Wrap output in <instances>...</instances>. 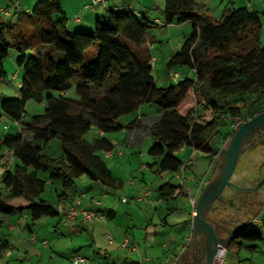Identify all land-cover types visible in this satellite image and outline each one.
<instances>
[{
	"label": "trees",
	"instance_id": "1",
	"mask_svg": "<svg viewBox=\"0 0 264 264\" xmlns=\"http://www.w3.org/2000/svg\"><path fill=\"white\" fill-rule=\"evenodd\" d=\"M161 12L163 26H192L167 60L165 72L186 68L194 77L166 87L155 85L145 47L147 32L159 25L127 7L107 8L89 31L78 24L68 29L60 0L39 1L29 11L14 10L11 19L0 22V84L10 50L19 56L17 66H24L16 96L0 94L1 113L18 125L14 134L0 140V159L5 150L18 161L1 177L0 216L26 215L33 224L57 217L56 207L40 195L49 185L66 192L82 175L114 187L98 155L111 145L103 138L88 143L83 137L91 128L111 134L139 127L140 119L128 125L119 119L143 105L155 106L158 113L150 125L152 144L147 150L153 159L148 167L157 175L186 168L176 155L182 147L212 155L213 139L227 140L220 133L221 120H247L264 111V13L228 8L214 19L196 0H164ZM71 89L73 97L66 95ZM30 100L43 103L44 109L25 119ZM53 139L60 143L59 155L49 148ZM185 195L181 183L166 182L155 197L171 214L180 210L176 201ZM261 240L259 229L242 230L226 251L234 243ZM9 248L8 241H0V256Z\"/></svg>",
	"mask_w": 264,
	"mask_h": 264
},
{
	"label": "rangeland",
	"instance_id": "2",
	"mask_svg": "<svg viewBox=\"0 0 264 264\" xmlns=\"http://www.w3.org/2000/svg\"><path fill=\"white\" fill-rule=\"evenodd\" d=\"M39 1L41 2L44 0ZM144 1L151 4L147 9L148 14H152L153 17H161L160 11L157 9L158 7L156 8V6H159L160 3L164 4V0ZM217 1L219 2V0H215V2H213L208 9L210 16H212L214 19L220 18L222 14V11H219L218 9ZM34 5L35 3H32V5H30V9ZM5 6L6 0H2L1 7L5 8ZM137 7L138 10L140 12L142 11V14H144L142 7L139 5H137ZM67 10L71 9L69 7L68 9H64V12L68 15L69 11ZM96 12L99 13V10L97 9ZM140 12L139 16H143ZM96 15L97 14H92L89 8L82 9L78 13V17L80 19L84 18L85 25L91 24V27H82L83 30L89 31L94 29V17ZM147 16L150 17V15ZM1 17L2 16L0 14V20L3 19H1ZM261 19L264 22V19ZM181 26L182 25L168 26L162 29L161 32H159L160 30L158 29L147 32L148 40L150 35L155 37L149 49L150 54L154 56L152 58L156 60V63L151 70V75L154 78L155 85L157 87H166L169 84L177 83L186 77H194V73L192 74L191 70L186 68H180L176 71V79H172L169 75H167V73H165V62L168 59L167 56L178 50V44L183 41L184 34L188 35L191 33L189 24H186L185 26L187 27V31H184ZM260 42L264 46V28H262L260 32ZM18 57L19 56L15 51L10 50L8 57L4 62L6 76L2 84H0V94L5 95L8 98L14 97L15 93L17 92V81H21L23 74L24 66L18 67L16 64ZM15 73L17 75V79L14 78ZM48 94L53 96L58 95L54 92H49ZM66 95L73 97V90L71 89L67 91ZM43 109V103H37L34 100L28 101L25 106V119H28L33 115L41 114ZM140 109L142 114L145 113L152 116L156 114L155 106L152 105H143L140 107ZM134 115L135 114L121 117L119 122L124 124L126 121L134 117ZM205 118L208 119L207 114H205ZM242 120L244 119H241L240 121ZM229 126V122H226V120H221L220 133L223 134L229 129ZM17 128L18 125L5 118L0 111V140L3 139V137H5L7 134H14ZM125 133L126 130H121L116 133L107 134L106 137L109 139H118L119 146H115L114 150L111 152L113 157L110 159H108L107 153L101 152L100 155L102 156V159L106 165L111 168V171H113L116 176L122 180L126 190L123 192V190L106 188L102 184L96 183L94 184L97 186L94 185L93 187H90L91 183L89 181H87V185L82 184L79 181H75L74 186L70 189L75 194L79 193L80 195H78V197L81 195L85 196L86 194L88 200L90 198L101 200L103 206L105 207H111V202L113 201V198H116L117 192V199L121 196L127 201V203L125 202L121 204L120 209L118 210L117 220L126 222L128 218H131L132 221L137 222L139 219V217H137V211L140 209V207H143V203L137 204L135 199L139 196L143 197V192L137 190L134 193V188L128 186L127 182H134L135 187L138 188L142 185H145L146 188L151 191V199H153V196L160 185L166 182H170L173 185H178L180 184V178L175 174L168 173L157 175L155 173V169L152 170L147 167L153 163V159L147 154V150L152 144L151 137L143 146L140 145L136 147H130L124 143ZM97 135V130L95 128H91L83 138L84 140L91 142L97 137ZM218 138L220 137L214 138L213 141L218 142ZM222 141L223 140L221 139L219 144H221ZM49 148L57 155H59L61 152L60 143L57 139H53L49 142ZM118 152L121 154L123 153V155L116 156ZM1 154L3 156L0 159V193L3 192V189L1 188L2 175L6 170L11 171L15 165H18V161L12 157L10 152L4 150L1 151ZM177 157L183 163L190 160V164L186 166L185 172L182 170L179 172V175L182 177L183 183L186 185V187H191L194 183V180L200 179L208 171L209 160L211 158L209 155L199 151L191 150L189 147H185L183 150L177 152ZM141 167L144 169H141ZM131 176H134V178L132 179ZM105 190L112 193L113 196L108 194L107 197H104L102 192ZM52 191L53 188L47 187L45 192L40 195V199L47 201L57 208L58 206L55 202V197ZM148 200L149 198L146 199V202ZM176 205L181 210L188 208V203L184 197H179L176 201ZM162 207L163 206H161V208ZM129 208H133V210L135 209L134 213H129ZM178 213L179 212H176L174 215L176 216ZM124 214L128 215L125 216ZM0 219H9L17 227L16 231H13L12 237L8 238V242L11 246L12 256L10 258L6 255L4 257H0V264H71L69 258L74 254H79L78 256L86 258L87 262H90V264L97 262L102 264V261L97 255L98 248L103 249V247L106 246L107 240L105 239V235L111 234L110 227H112V224L108 221H106L107 226H105V222L103 223L104 220L101 221V223L96 221L92 225L81 223L78 226L70 227L63 224V222L60 220V214L59 216L53 218H42L34 224L31 223L28 218H26V215L19 217L14 216L13 218L0 216ZM26 226H29L33 231L32 234L33 238L35 239L34 242L29 241V234L26 231ZM255 227L256 226L253 225V228ZM177 229L178 228H175L174 233L177 232ZM259 230L263 235V240L256 241L255 243L244 242V245L239 247L235 244L234 247L230 248V250L224 255L222 264H264V230L261 228ZM43 242L45 243L43 244ZM251 244L256 245L257 248H247V246H250Z\"/></svg>",
	"mask_w": 264,
	"mask_h": 264
},
{
	"label": "crops",
	"instance_id": "3",
	"mask_svg": "<svg viewBox=\"0 0 264 264\" xmlns=\"http://www.w3.org/2000/svg\"><path fill=\"white\" fill-rule=\"evenodd\" d=\"M37 1L39 0H6V6L5 8H2L1 7L2 0H0V14L2 16L1 19L3 18L2 20H0V22H5L11 19L12 13L14 10L29 11L30 5H32V3H36ZM196 1L205 6V8L207 9V14L210 16L208 9L210 8L211 4L215 2V0H196ZM60 4H61V8L63 12H64V9L66 8L68 9V7L71 9V10H67L69 11L68 15L70 16H68L65 12L64 14H65V17L70 21L68 29L69 28L74 29L77 26V24H72L71 21L74 17H78V13L82 9H84L86 0H60ZM137 5L142 7L144 14H142V11L140 12L138 10ZM150 5L151 4H149L148 2H145L144 0H107V8L117 10V9H123L126 7H131L137 12L138 15H140L139 14L140 12L146 19L150 21L159 22L158 24L159 27L151 29V30L158 29L160 30L159 32H161L162 29L168 27V26L162 25L163 17H162L161 11L163 8V4L160 3L159 6H156V8L158 7L157 9L160 11L161 17H153L152 14L147 13V9L150 7ZM239 7H246L249 10H253L261 14L264 13V10H263L264 1L263 0H259V1L257 0H219L218 2V9L219 11H222V13L228 8H239ZM97 9L99 10V13L96 12ZM2 10L7 11L8 16L3 15V13L1 12ZM104 11H105L104 9L96 8L91 12L92 14H97L96 16H99L103 14ZM147 15H150V17ZM210 17L213 18L212 16ZM261 18L264 19V15H261ZM80 20L81 22L78 23V26L80 28L91 27V24H86V25L84 24V18ZM186 24H189L190 29L192 30V26L190 23L180 24L182 25L181 27L183 28V30L187 31V27H185ZM261 24H262V28H264V22L262 21V19H261ZM169 26H174V25H169ZM188 35L184 34L183 37L185 38V36H188ZM154 39L155 37L153 35H150L149 40L146 36L145 47L151 58L154 56L150 54L149 48L152 42L154 41ZM181 43L178 44L179 45L178 49ZM173 53L175 52H172L171 54L167 56L168 59ZM155 63H156V60H155ZM191 73L193 74L194 72L191 70ZM17 87H18V83H17ZM14 96H16V93ZM157 116H158V113H156L153 116L145 114V113L142 114L141 109H139V111L135 113L134 117H132L130 120L126 121L123 124V125H128L135 118L140 119L141 121L140 126L137 128L134 127L131 130L122 129V130H126V133L124 136V143L127 146L129 145L130 147H136L140 145L143 146L151 137L150 125L152 124L153 120L157 118ZM225 120L226 122H229L230 126H229V129L226 130L222 136L226 137L227 140L224 142L222 141L221 144H219L221 138H218V142L214 141L213 145H215L218 148L223 147L225 143L232 137L233 131L235 129V125L241 119H232V120L225 119ZM242 121H245V120H242ZM97 132H98V135L95 139L98 140V139L103 138L112 147L111 150L99 151L98 155L102 158L100 153L101 152L107 153L108 159H110L111 157H113V154L111 155V152L114 150L115 146L116 145L119 146V140L109 139L106 137L107 134H103L102 132H99V131ZM122 155L123 153L121 154L118 152L116 156H122ZM209 156L211 158L209 160L208 171L200 179L194 180V183L191 187H188V186L186 187V185H184L183 183V179H182V182H180L183 186V191L186 194L184 198L186 202L188 203V208L183 209V210L180 209L179 211H176V212H179L176 216L174 215V213L176 212H173L171 214L167 213L165 204L162 201L157 200V198L155 197L156 192L153 196L154 198L151 199L152 197L151 191L148 188H146L145 185H142L138 188V187H135V184L132 181H128L127 184L131 188L132 187L134 188L133 190L134 193L137 190H140L143 192V195H144L146 190L150 191L149 200L147 202L146 201L145 202L136 201V199L139 198L140 196L135 199V202L137 204L143 203L142 204L143 207H140V209L137 211L138 212L137 217H139L138 219L139 222L138 221L134 222L131 220V218H128L126 222L117 220L118 210L120 209L121 204L125 202L127 203L126 200L125 202H122V199L124 198H122L121 196L118 197L117 199V192H116V198H113V201L111 202V207H105L103 206L102 201L99 199L90 198L88 200L86 194L85 196L81 195L80 197H78V195L80 194L73 193L71 189L64 192L57 185H49L48 187L53 188L52 192L55 197L54 198L55 202L57 203V206H58L56 209L58 213L60 214V220L63 222L64 225L75 227L81 223H86V222L81 221L79 218L72 222L65 223L61 218L63 211L67 209L68 207H70L71 205H73L77 200H79L80 205L82 207L87 208V209H93L97 211L99 215V217L96 220L92 221L91 223H87V224L92 225L96 221L101 223V221L103 220H104L103 223L105 222L104 223L105 226H107L106 221L112 224L111 225L112 227H110L111 234H107V235H110L111 237V240H112L111 243L108 242L106 235H105V239L107 240L106 246H104L103 249L98 248L97 255L102 261V264H192L194 263V259H196L195 264H203L204 260L202 259V253H203L202 247H204V243H203L204 235L202 233L194 232L192 221H191L192 220V209L189 203V197H194L195 203H196L209 177L211 176L213 170L217 168L219 158L222 155H220L217 151H213V154ZM222 161L223 160H220V162ZM106 167L111 172L112 177L114 178L116 184L114 187L105 186V185L103 186L106 188L123 190L124 192L126 188L124 187V183L122 182V180H120L116 176V174L113 171H111V168H109L107 165ZM141 169H144V168L141 167ZM182 171L185 172V168ZM179 172L176 173L175 175L181 178V176L179 175ZM131 178L133 179L134 176H131ZM75 181H79L80 183L85 184V185H87L88 184L87 181H89L91 183L90 187H93L95 185L94 183L101 184L99 182L90 181L84 175L76 178L74 182ZM73 186H74V183L72 187ZM102 194L104 197H107L108 194L113 196V194L108 192L107 190L103 191ZM94 201H96L98 204L93 203ZM161 206L163 207L161 208ZM134 210L133 208L132 209L129 208L128 211L129 213H134ZM124 215L127 216L128 214H124ZM10 218H13V217H10ZM26 218L28 217L26 216ZM237 218H238L237 214H232V213L228 214V212L227 214L220 215L219 219L222 220L220 221V225L222 226L220 227L221 229H220L219 236L224 237L225 235L228 234L229 230L233 229V227L237 228L244 224L250 223L252 221L257 222L258 220H259L258 221L259 223L257 222V224L255 225L256 226L255 228L257 229L261 228L264 230V220L262 221V219H264V208L255 217H253L249 221L243 222L244 221L243 220L242 222H239V219ZM16 228H17L16 225L13 224L11 220L0 219V241H3V240L8 241V238L12 237V233L13 231H16ZM175 228H178V229H177V232L174 233ZM26 231L29 234V241L34 242L35 239L33 238V234H32L33 231L31 230L29 226H26ZM44 243L45 242H43V244ZM124 243H126V246H123ZM234 245L235 243L231 246V248H233ZM256 248L257 246L255 245V249ZM229 250L230 248H228L227 251L225 250V253H227ZM5 255L9 258L12 256L11 246L0 257H4ZM75 255L78 256L79 254H74L70 256L69 258L71 261L70 262L71 264H90V262L74 263L72 261V258ZM93 264H99V263L97 262Z\"/></svg>",
	"mask_w": 264,
	"mask_h": 264
},
{
	"label": "flooded vegetation",
	"instance_id": "4",
	"mask_svg": "<svg viewBox=\"0 0 264 264\" xmlns=\"http://www.w3.org/2000/svg\"><path fill=\"white\" fill-rule=\"evenodd\" d=\"M220 160H223V156H220L217 168L213 170L205 187L210 185L214 190L220 183L223 166V161L220 162ZM228 183L205 212V219L215 228L217 236L220 235L222 226L220 215L227 212L237 214L239 222L243 220L245 222L255 217L264 208V125L244 140ZM235 229L236 227H233L229 231L233 232ZM206 240L204 235V245ZM202 248V259L205 264V250L204 247ZM195 263L196 259L192 264Z\"/></svg>",
	"mask_w": 264,
	"mask_h": 264
},
{
	"label": "water",
	"instance_id": "5",
	"mask_svg": "<svg viewBox=\"0 0 264 264\" xmlns=\"http://www.w3.org/2000/svg\"><path fill=\"white\" fill-rule=\"evenodd\" d=\"M264 125V111L246 121H238L235 125L232 137L221 148L211 145L212 151H217L223 156L222 178L218 186L213 190L212 186L207 185L194 207V215H192V226L195 233H202L206 236L205 264H213L214 257L219 249H224L237 237V235L249 224L237 227L235 231L228 232L224 237L215 234V228L205 219V212L210 207L214 199L221 193L228 180L231 178L237 157L244 140L252 133L262 128Z\"/></svg>",
	"mask_w": 264,
	"mask_h": 264
},
{
	"label": "built area",
	"instance_id": "6",
	"mask_svg": "<svg viewBox=\"0 0 264 264\" xmlns=\"http://www.w3.org/2000/svg\"><path fill=\"white\" fill-rule=\"evenodd\" d=\"M89 8L91 11H93L96 8H100V9H107V0H86V4L84 6V9ZM128 9L132 10V12L134 14H137V12L131 8V7H127ZM3 13V15L8 16V12L2 10L1 11ZM138 15V14H137ZM72 22L75 24H78L81 22L79 17H74L72 19ZM155 22V21H154ZM156 24H159V22H155ZM150 66L153 68L154 64H155V59L151 58L150 59ZM167 75H169L172 79H176L177 78V74L175 72L170 71ZM14 78L16 79V76L14 75ZM181 149H184V147H182ZM180 149V150H181ZM186 165L190 164V160H188L187 162H185ZM180 182H182V177L180 178ZM150 196V191L146 190V192L144 193L143 197H139L136 199V201L138 202H145L147 198H149ZM122 202H125V199H122ZM93 203L98 204L96 201H94ZM189 203L192 209V215H194V207H195V199L194 197H189ZM99 217L97 211L93 210V209H87L84 208L80 205L79 200H77L73 205H71L70 207H68L67 209H65L61 215L62 220L65 223H69L72 222L76 219H80L83 222L86 223H91L92 221L96 220ZM259 221V220H258ZM257 221V222H258ZM257 222L252 221L250 222L243 230L247 231L251 228H253V225L255 226L257 224ZM259 223V222H258ZM106 238L108 240L109 243H111V237L110 235H106ZM123 246H126V243L123 244ZM223 250V255L221 258H217V254L214 257L213 260V264H222L223 261V257L225 255V250L224 249H219L218 251ZM218 253V252H217ZM72 261L74 263H87V259L81 257V256H77L75 255L72 258Z\"/></svg>",
	"mask_w": 264,
	"mask_h": 264
},
{
	"label": "bare ground",
	"instance_id": "7",
	"mask_svg": "<svg viewBox=\"0 0 264 264\" xmlns=\"http://www.w3.org/2000/svg\"><path fill=\"white\" fill-rule=\"evenodd\" d=\"M223 255V250L218 251L217 258H221Z\"/></svg>",
	"mask_w": 264,
	"mask_h": 264
}]
</instances>
